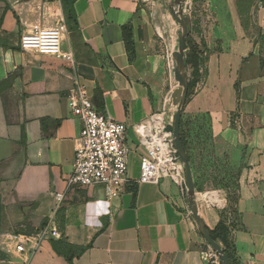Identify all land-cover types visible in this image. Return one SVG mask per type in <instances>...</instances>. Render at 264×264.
Returning a JSON list of instances; mask_svg holds the SVG:
<instances>
[{
  "label": "crops",
  "instance_id": "obj_1",
  "mask_svg": "<svg viewBox=\"0 0 264 264\" xmlns=\"http://www.w3.org/2000/svg\"><path fill=\"white\" fill-rule=\"evenodd\" d=\"M59 25L73 64L19 49L22 34ZM239 39L247 41L243 33ZM163 45L138 0H0V264H220L196 228L185 191L166 178L136 183L145 151L133 127L166 108L173 86ZM245 57L236 87L213 104L223 134L244 142L235 144L242 165L233 209L200 206V185L208 182L186 155L199 213L209 230L225 228L231 264H264V49ZM77 80L96 111L127 128V183L114 197L100 186L66 188L80 147L81 122L67 100ZM221 82L228 85L224 76ZM205 94L187 116L185 104L183 138L193 126L184 121L211 110ZM204 191L210 200L212 190ZM49 223L58 237L38 238ZM19 244L22 252L15 251Z\"/></svg>",
  "mask_w": 264,
  "mask_h": 264
},
{
  "label": "rangeland",
  "instance_id": "obj_2",
  "mask_svg": "<svg viewBox=\"0 0 264 264\" xmlns=\"http://www.w3.org/2000/svg\"><path fill=\"white\" fill-rule=\"evenodd\" d=\"M138 1L144 15L154 24L157 34H160L164 41V63L168 68L170 66L173 77L171 81L173 86L170 85L165 94V104L173 114L175 111L173 103L180 92V86L179 89L175 87L176 73L173 60L169 56L171 41L175 38L176 45L173 50L175 51L179 34L178 26L168 8L173 0ZM189 3L188 11L186 8L184 10L192 23L191 32L185 42L186 57L191 56L192 44L202 48L203 53L199 55L197 71L191 66L186 67L188 97L186 112L184 114V109L183 114L184 116L190 114L187 112L189 106H198L194 101L202 92L206 93L204 99L209 98L208 102H212V105L210 111L194 112L193 120L184 121L193 124L191 129L184 131V146L191 154V162L195 167L193 169L208 182L207 187L200 185V193L197 195L200 206L221 211L231 210L236 200V179L242 165L241 153H237L236 150L239 149L235 148V144L240 146L244 142L242 143L239 138L235 139L234 136L223 134L216 125L217 116L213 104L218 103L220 93L225 95V90L227 92L228 89L236 87L233 81L241 60L245 59L246 55L261 53L264 49V0H189ZM175 25L176 31L171 35V27L174 28ZM242 33L247 37L245 42L239 39ZM222 76L226 77L228 85L221 82ZM167 119L170 123L171 116L168 115ZM206 188L212 190L210 200L205 194ZM3 203L5 200L0 195V217Z\"/></svg>",
  "mask_w": 264,
  "mask_h": 264
},
{
  "label": "built area",
  "instance_id": "obj_3",
  "mask_svg": "<svg viewBox=\"0 0 264 264\" xmlns=\"http://www.w3.org/2000/svg\"><path fill=\"white\" fill-rule=\"evenodd\" d=\"M64 32V25L35 29L20 36L19 49L73 64L71 52L62 51ZM67 100L72 114L81 122L80 147L74 154L72 170L66 180L67 190L100 186L108 197L117 196L127 183L130 149L126 141V126L96 111L85 86L78 80ZM168 115L172 119V112L162 108L133 127L137 143L145 151L140 158L136 183L158 184L166 178L184 192L183 166L173 147ZM63 198L64 193L54 195L58 205ZM37 236L41 239L47 236L55 238L58 233L49 223ZM15 251L22 252L23 246L17 245Z\"/></svg>",
  "mask_w": 264,
  "mask_h": 264
},
{
  "label": "water",
  "instance_id": "obj_4",
  "mask_svg": "<svg viewBox=\"0 0 264 264\" xmlns=\"http://www.w3.org/2000/svg\"><path fill=\"white\" fill-rule=\"evenodd\" d=\"M185 3L186 0H173L168 5V8L179 30L177 49L171 54L174 72L176 73L174 81L177 83V85H180V93L178 98L175 100V111L172 114L171 119L173 147L175 149L178 159L180 160L183 166L185 180V199L187 202L189 213L196 225V228L199 234L206 242V244L208 245L211 252L215 253V255L218 257L220 264H230V260L227 254L224 252L221 244L212 239L209 229L205 226L204 221L202 220V217L199 213L195 196V187L192 179V172L180 136V121L188 94L185 42L187 36L191 32L192 26L190 16L184 11Z\"/></svg>",
  "mask_w": 264,
  "mask_h": 264
},
{
  "label": "trees",
  "instance_id": "obj_5",
  "mask_svg": "<svg viewBox=\"0 0 264 264\" xmlns=\"http://www.w3.org/2000/svg\"><path fill=\"white\" fill-rule=\"evenodd\" d=\"M69 18L71 21H74L71 8H70V17ZM127 43H126V46L128 49H130L129 44H127ZM202 53H203L202 48L198 47L195 44H192L191 56H190V58L186 57V65L191 66L194 69V71H197L198 67H199V55H201ZM187 97H188V94H187ZM180 136H181V134H180ZM181 141H182L183 147L185 149V146H184L185 143L183 141L182 136H181ZM185 152H186V149H185ZM224 231H225V228L221 224H218L214 230H212V231L209 230L212 239L221 244V246H222L224 252L227 254V256L230 260V264H231L232 256L229 252V248L226 246V237L224 236ZM53 248L57 253H61L55 244H53Z\"/></svg>",
  "mask_w": 264,
  "mask_h": 264
},
{
  "label": "bare ground",
  "instance_id": "obj_6",
  "mask_svg": "<svg viewBox=\"0 0 264 264\" xmlns=\"http://www.w3.org/2000/svg\"><path fill=\"white\" fill-rule=\"evenodd\" d=\"M186 1H187V0H186ZM185 6H186V3H185V5H184V10H185ZM176 28H177L176 25L174 26V28L171 27V32H170L171 35L175 33ZM173 36H174V35H173ZM175 45H176V41H175V38H174V39H172V41H171V52L169 53V56H171V53L173 52ZM178 86H180V85H178Z\"/></svg>",
  "mask_w": 264,
  "mask_h": 264
}]
</instances>
